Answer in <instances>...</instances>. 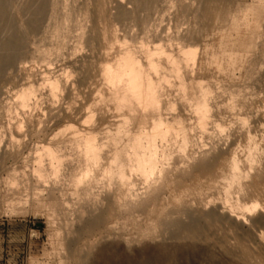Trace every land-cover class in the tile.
I'll use <instances>...</instances> for the list:
<instances>
[{"label":"rangeland","instance_id":"rangeland-1","mask_svg":"<svg viewBox=\"0 0 264 264\" xmlns=\"http://www.w3.org/2000/svg\"><path fill=\"white\" fill-rule=\"evenodd\" d=\"M17 1L22 8L27 0ZM28 45L1 82L0 264H264V217L254 219L264 211V0H159L150 10L135 9L133 0H49ZM155 46L178 58L180 46L192 48L196 59L177 73L165 65L160 75L169 80L160 109L137 117V111L118 106L107 65L127 47L146 62L143 50ZM33 86L37 97L23 107L18 94ZM203 92L211 113L202 129L195 107ZM177 118L190 138L187 151H177L180 138L164 145L180 156V166L209 152L206 169L191 176L183 169L178 185L145 210L116 206L113 228H80L87 199L76 193L74 180L85 162L69 143L74 132L93 130L105 142L138 122L149 127ZM56 139L68 144L60 151L66 164L56 175L45 160L48 176L42 179L38 148ZM110 155L103 153L105 159ZM234 158L246 175L226 204ZM136 188L142 192L145 184L138 180ZM239 200L260 203L254 211L241 210L244 226L223 219L207 226L210 218L201 210Z\"/></svg>","mask_w":264,"mask_h":264},{"label":"bare ground","instance_id":"bare-ground-1","mask_svg":"<svg viewBox=\"0 0 264 264\" xmlns=\"http://www.w3.org/2000/svg\"><path fill=\"white\" fill-rule=\"evenodd\" d=\"M158 2L159 0H133L135 9L137 10H150ZM48 6L49 0H27L22 8L19 7L17 0H0V90L5 74L14 68V66H17L20 57L30 48L28 45L29 36L40 28L43 19L47 15ZM118 11L122 17L124 12L122 10ZM143 18L145 20V17ZM256 21L258 20L256 19ZM161 49L159 46H155V50L153 51L144 49L143 51L147 54L148 59L146 62H143L136 55L134 49L127 47L113 64L107 65L109 66L107 80L113 86L118 106L128 111H137V117L143 115L148 110L160 109V102L163 99L162 89L164 82L166 83L169 80L165 73L160 75V71L165 68V65H169L170 70L177 73L182 63L185 62L187 64L190 60L196 59V57L193 58L196 50L192 48L180 46L178 50L179 54H182V58H178L174 54ZM155 54H162L163 58H155L153 56ZM153 72H159V75L157 74L158 76L154 77ZM181 84L185 88L183 80H181ZM33 96L37 97L34 86L24 89L18 94L19 103L23 107L28 106ZM196 106L195 108L197 109L195 110L197 112L195 110L194 112L195 114L199 113L197 125H200L199 127L203 129V125H207L206 121L209 120L207 119L209 118L208 111L210 110L209 115L211 113L206 99V92L201 94V100ZM173 122L171 120L153 121L149 127L138 122L135 124L133 131L128 130L122 134V131L118 130L117 135L105 136L106 143L97 140L98 136L93 130L74 132L69 143L79 151V160L85 162V165L74 180L76 193L84 195V198L87 199V202L84 204L85 206L78 216L81 222L80 228H85L84 231L92 232L100 228H113L110 215L114 213L117 207L122 212L126 210H145L151 204L158 201L162 193L170 185H178V178L182 176L183 169L190 176L196 170L206 169L204 163L206 162L205 159L210 155L208 154L209 152H204L197 159L190 156L193 158V161L187 166H180V162L178 161L180 156L176 157L175 150L164 145V143L170 142L173 138L175 140L180 138L177 151L185 153L189 146L190 138L185 123L180 118L175 123ZM55 141L58 142L51 141L38 148L41 153L36 159V172L42 179L48 176V172L44 169L45 167L43 168L45 160H48L52 171L56 175L66 164V153H61L60 151H63L68 144L62 145V141L57 139ZM105 151H109L111 154L107 159L103 156ZM251 153L249 154L251 157L248 155L250 162L254 159ZM197 160L201 163L198 167L196 166L197 164L194 165ZM252 163L254 164V162ZM230 166L232 173L227 178V183L224 186L226 204L230 200L233 187L235 185H238L239 188L240 186L241 188L244 186L241 183V179L246 175V173L243 174V172L239 171V163L236 158L232 160ZM138 180L145 184V190L142 192L136 188ZM54 189L51 190L52 194H55ZM226 204L217 205L209 211L201 210L204 211L202 212L203 217L210 218V220L206 221L207 226L210 227L212 225V220L219 221L223 219L228 222H235L240 228L245 223V210L254 211L260 205L259 202H254L250 205L243 204L240 200L231 204V206H227ZM241 210L244 212H241ZM234 212H237V214H234ZM263 213L264 211L260 212L259 216L254 218L255 221L260 220L262 216L264 217ZM191 227L198 228L195 225ZM260 235L264 237V234H259V237H261ZM103 241L105 240L103 239ZM262 248L264 249V247Z\"/></svg>","mask_w":264,"mask_h":264}]
</instances>
